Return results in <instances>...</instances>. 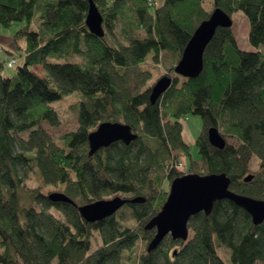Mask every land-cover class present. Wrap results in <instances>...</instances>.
<instances>
[{"label":"trees","instance_id":"16d2710c","mask_svg":"<svg viewBox=\"0 0 264 264\" xmlns=\"http://www.w3.org/2000/svg\"><path fill=\"white\" fill-rule=\"evenodd\" d=\"M92 1L103 37L85 24L88 0H0V26L21 23L11 37L20 64L14 56L0 60V264H264V220L254 224L227 199L190 217L185 242L167 236L148 251L154 230L144 229L166 200L164 185L185 173H225L231 191L264 200V0H211L212 10L244 15L253 50L239 48L231 27H217L201 72L176 75L154 104L151 86L143 87L149 76L137 69L148 54L161 64L165 55V70L175 75L173 65L210 13L203 0ZM132 79L139 91L130 90ZM68 96H76L78 126L55 139L43 124H59L53 104ZM187 115L201 120L197 158L182 137ZM119 120L137 138L89 155L88 134ZM211 127L223 148L208 143ZM181 156L185 171L172 166ZM253 157L259 172L245 182ZM32 176L37 185L28 187ZM52 192L72 204L50 200ZM118 195L144 200L94 222L77 210Z\"/></svg>","mask_w":264,"mask_h":264},{"label":"water","instance_id":"95a60500","mask_svg":"<svg viewBox=\"0 0 264 264\" xmlns=\"http://www.w3.org/2000/svg\"><path fill=\"white\" fill-rule=\"evenodd\" d=\"M88 30L98 36H104L103 18L92 0H88L85 18ZM231 17L219 8L213 9L208 18L200 22L185 45L181 56L173 71L176 75L194 78L203 68V53L217 27H231ZM172 79L163 76L150 88L149 102L155 101L168 89ZM208 143L216 148H223L225 141L215 127L207 130ZM137 134L130 127L120 122H104L87 136L89 151L92 155L99 148L120 141L126 145L134 141ZM252 179V175L244 178L245 182ZM230 179L225 173L198 174L188 173L171 180L168 194L159 212L144 226L145 230H154V236L147 246V250H154L167 236L173 240L187 241L189 236L188 222L191 216L203 212L209 214L215 201L227 199L246 211L254 224L264 220V200L251 198L234 193L229 189ZM54 202L72 201L60 192L48 194ZM143 198H123L115 196L110 199L95 201L78 206L82 218L94 222L109 217L126 204L142 202ZM176 251L173 252V255Z\"/></svg>","mask_w":264,"mask_h":264},{"label":"rangeland","instance_id":"374dc122","mask_svg":"<svg viewBox=\"0 0 264 264\" xmlns=\"http://www.w3.org/2000/svg\"><path fill=\"white\" fill-rule=\"evenodd\" d=\"M157 2V5L161 3V0H154ZM203 6L204 9L208 12L212 11L211 8V0H203ZM231 29L232 32L236 38L237 44L240 49H243L245 51H251L253 48L248 43V23L246 18L241 12H234L231 14ZM21 26V23H14L8 28H4L0 26V60H6L10 57L14 56L17 59V65L20 64L21 59L19 58L16 51H13V45L11 41V37L14 35V33L18 30V28ZM123 36L119 33V30L116 31V38L122 39ZM24 41L21 40V44H23ZM7 52L12 53V55H9ZM161 60H164V64H161L162 62L158 61V63L153 62L151 60V53L148 54L145 62L141 64L138 67V71H143L146 74H148V80L144 82V86H152L156 81H158L163 76H169L172 80L176 76L172 75L169 71L165 70L166 66L169 65V57H166L165 55L161 57ZM177 63V62H176ZM175 63V64H176ZM173 65V68L175 66ZM16 65V66H17ZM13 68H6L4 71L7 74H12L14 71ZM32 70L36 72L39 76L42 75L43 70L40 66L33 67ZM174 73V71H173ZM134 77V73L131 75ZM178 76V75H177ZM139 86V82H136L135 79H132L130 82V90L133 92L139 91L137 87ZM74 95V94H73ZM76 100V96H68L65 99L59 100L58 102H55L53 106L57 109V112L60 116V122L57 126H49L48 124H43V129L49 133V135L55 139H60L64 134L76 130L78 124H77V114L76 111L71 107L74 106ZM120 123H122V120H119ZM201 131V120L199 116L195 115H187L185 119L183 120V132L182 137L184 141H186L189 144L190 151L192 153V156L194 158H197V147L195 145V139L198 137L199 133ZM28 131L24 132V137H27ZM60 144V142H59ZM181 164L180 170H186V159L181 156L177 162H173L172 166H178ZM175 166V167H176ZM165 171L168 172V170L171 168V162L168 163V166H165ZM179 169V168H178ZM259 172V163L257 158H252L250 165H249V174L255 175ZM188 174V173H185ZM37 185L35 178L32 176L29 181H27L28 187H35ZM166 184L164 185V190H166L168 194L169 186L166 188ZM119 197L127 198L123 195H118ZM113 198V197H111ZM110 199V198H109ZM161 209V208H160ZM121 209L119 210V212ZM124 218L131 221V217L128 214L124 215ZM192 236V232L189 230V238ZM227 252H222V256L224 259L227 257Z\"/></svg>","mask_w":264,"mask_h":264},{"label":"built area","instance_id":"2783aa9c","mask_svg":"<svg viewBox=\"0 0 264 264\" xmlns=\"http://www.w3.org/2000/svg\"><path fill=\"white\" fill-rule=\"evenodd\" d=\"M14 61H11L8 65L10 66ZM177 167H181V164H179Z\"/></svg>","mask_w":264,"mask_h":264},{"label":"flooded vegetation","instance_id":"af4514ba","mask_svg":"<svg viewBox=\"0 0 264 264\" xmlns=\"http://www.w3.org/2000/svg\"><path fill=\"white\" fill-rule=\"evenodd\" d=\"M253 177V176H252Z\"/></svg>","mask_w":264,"mask_h":264}]
</instances>
